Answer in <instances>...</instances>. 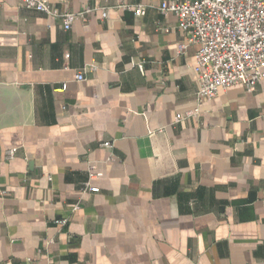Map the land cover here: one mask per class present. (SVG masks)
<instances>
[{"label":"crops","instance_id":"obj_1","mask_svg":"<svg viewBox=\"0 0 264 264\" xmlns=\"http://www.w3.org/2000/svg\"><path fill=\"white\" fill-rule=\"evenodd\" d=\"M48 1L107 16L0 0V264H264V75L197 105L171 0Z\"/></svg>","mask_w":264,"mask_h":264},{"label":"built area","instance_id":"obj_2","mask_svg":"<svg viewBox=\"0 0 264 264\" xmlns=\"http://www.w3.org/2000/svg\"><path fill=\"white\" fill-rule=\"evenodd\" d=\"M19 6L32 9L60 19L62 27L69 29L75 21L87 23L94 11L106 18L108 7H84L78 12L61 13L48 0H18ZM118 8L130 11L135 17L145 13L144 4H124ZM166 15L173 13L178 28L185 33L186 42L181 43L177 53L188 45L197 47L194 71L197 76V105L215 97L219 91L241 84L247 91H253L262 79L264 67V0H171L163 1L157 7ZM166 31V29H165ZM131 65L143 71L142 62ZM76 81L84 80L83 71L75 75ZM63 84L61 89L64 90ZM196 107L184 116L177 115L175 120L195 116ZM111 148L110 141L101 143ZM15 150L6 151L5 158H14ZM81 193H97L98 187L83 182ZM6 191H1L5 195ZM54 224L64 226L67 219H56ZM72 242V236H68ZM4 264H11L6 262Z\"/></svg>","mask_w":264,"mask_h":264}]
</instances>
